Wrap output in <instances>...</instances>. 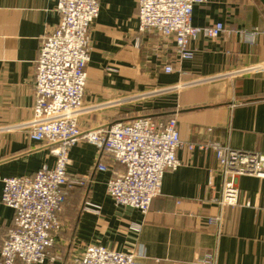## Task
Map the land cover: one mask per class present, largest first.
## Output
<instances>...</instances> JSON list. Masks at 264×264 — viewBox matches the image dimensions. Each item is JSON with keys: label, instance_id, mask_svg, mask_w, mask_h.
Masks as SVG:
<instances>
[{"label": "crops", "instance_id": "1", "mask_svg": "<svg viewBox=\"0 0 264 264\" xmlns=\"http://www.w3.org/2000/svg\"><path fill=\"white\" fill-rule=\"evenodd\" d=\"M59 19L54 0H0V246L14 217L1 203L2 180L31 177L54 164L50 146L15 127L31 118L40 39ZM215 23L225 32L193 40V58L179 60L172 39L138 32L135 0H100L79 128L175 118L184 145L214 142L264 154V67L252 70L264 66V35L251 45L243 35L264 26V6L260 0H207L194 7V27ZM169 64L175 71L165 74ZM176 155L181 166L164 174L160 194L142 215L108 196L110 174L93 171L94 146L73 147L68 175H89L91 182L69 192L63 229L50 251L60 259L43 264H74L89 245L133 252L135 264H264V179L238 178V204L220 207L213 201L223 184L214 153L182 146ZM216 216L219 226L209 225Z\"/></svg>", "mask_w": 264, "mask_h": 264}, {"label": "built area", "instance_id": "2", "mask_svg": "<svg viewBox=\"0 0 264 264\" xmlns=\"http://www.w3.org/2000/svg\"><path fill=\"white\" fill-rule=\"evenodd\" d=\"M58 25L40 39L34 71V105L23 128L31 141L50 146L53 167L42 166L31 177L5 178L1 203L14 212L13 223L0 246V264H43L56 262L51 255L54 237L63 229L61 213L69 192L91 182L89 175L70 177L67 173L70 150L90 144L98 152L93 171L109 172L106 193L116 206L130 207L145 215L161 191L163 176L176 171L181 162L176 152L212 151L223 184L220 207H234L239 201L235 182L240 177L264 179V154L234 150L214 142L183 144L175 118L166 122L142 116L96 130L82 131L79 119L84 112L86 68L91 53V28L98 17L100 0H54ZM138 32L172 39L179 60L194 56L190 43L198 37L214 40L225 32L221 23L194 27L195 6L207 0H135ZM248 44L264 35L263 27L243 34ZM256 66L252 70L263 68ZM174 67L163 66L165 74ZM240 72H234L235 74ZM203 82L205 80H202ZM197 80L195 83H199ZM166 89L165 91H170ZM160 92L154 91L155 94ZM208 132L211 130L208 129ZM122 170H116L115 166ZM87 206H91L87 204ZM96 208V207H95ZM220 216L208 219L219 226ZM139 231L138 227L133 228ZM74 264H135L133 252L121 253L99 245L87 246Z\"/></svg>", "mask_w": 264, "mask_h": 264}, {"label": "water", "instance_id": "3", "mask_svg": "<svg viewBox=\"0 0 264 264\" xmlns=\"http://www.w3.org/2000/svg\"><path fill=\"white\" fill-rule=\"evenodd\" d=\"M260 2L262 3V5L264 6V0H260Z\"/></svg>", "mask_w": 264, "mask_h": 264}, {"label": "trees", "instance_id": "4", "mask_svg": "<svg viewBox=\"0 0 264 264\" xmlns=\"http://www.w3.org/2000/svg\"><path fill=\"white\" fill-rule=\"evenodd\" d=\"M153 119H156V118H153Z\"/></svg>", "mask_w": 264, "mask_h": 264}]
</instances>
